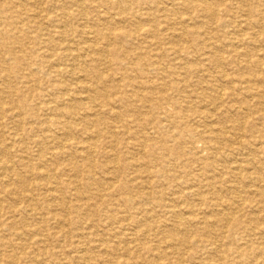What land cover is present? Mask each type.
Listing matches in <instances>:
<instances>
[{
	"label": "bare ground",
	"instance_id": "bare-ground-1",
	"mask_svg": "<svg viewBox=\"0 0 264 264\" xmlns=\"http://www.w3.org/2000/svg\"><path fill=\"white\" fill-rule=\"evenodd\" d=\"M263 53L264 0H0V264H264ZM117 70L131 92L120 90ZM184 104L194 113L178 110ZM115 125L134 134L152 126L162 134L148 138L152 153L174 140L182 152L162 156L164 168L120 142L108 152L101 140L116 138ZM102 150L113 154L112 179L96 173ZM183 152L203 167L186 193L196 204L181 209L161 188ZM140 164L142 178L127 179ZM157 208L169 229L156 224ZM116 224L123 236L113 243ZM232 233L248 238L236 258L219 244L235 245ZM192 234L214 255H192ZM58 237L68 243L51 253L46 244ZM141 239L145 259L128 247Z\"/></svg>",
	"mask_w": 264,
	"mask_h": 264
},
{
	"label": "rangeland",
	"instance_id": "rangeland-1",
	"mask_svg": "<svg viewBox=\"0 0 264 264\" xmlns=\"http://www.w3.org/2000/svg\"><path fill=\"white\" fill-rule=\"evenodd\" d=\"M188 22H187V26H194V23L193 22H189V20H187ZM256 32H257V30H256ZM147 45H144V46H142V51L144 52V51H146L147 49H149V48H147L146 47ZM150 50V49H149ZM154 52H156V51H154ZM162 52V51H161ZM163 53V52H162ZM264 54V53H263ZM262 54V55H263ZM169 57L170 58H168V61H169V63H170V60L172 61V58H175V56L176 55H174V54H172V53H169ZM195 55H197V54H195ZM163 64H162V66L163 67H169L168 66V64L167 63H164V62H162ZM169 70V69H168ZM177 73L174 75V76H171L172 78H173V80H174V78H180V77H182V75H183V71L182 70H177L176 71ZM115 76H114V78H115V81H117V84L119 85V87H120V90H122V92H124V91H132V88H131V86H129L130 84L128 83V81H123V79L125 78V76H126V73H124V71H119V70H117L115 73ZM231 74H234L233 73V71H231ZM127 75L129 76V75H131L133 78H135V77H137V75L138 76H140V74H137L136 72H131V71H128L127 72ZM169 75H170V73H169ZM149 77H151V75L149 76ZM165 77H167L166 75H165ZM164 77V78H165ZM163 78V79H164ZM117 79V80H116ZM171 79V78H170ZM190 79V78H189ZM119 80V81H118ZM164 80H166V81H168L169 80V78H166V79H164ZM144 81V80H143ZM163 82V81H162ZM180 93V92H179ZM108 94L109 95H112V92L111 91H108ZM181 94V93H180ZM175 95L176 96H178V92H175ZM125 104V103H124ZM124 104H122V103H120V104H117V106L119 107V108H121V111H123V106H124ZM183 106V108L181 109V106H180V108L178 109V110H180V111H183V113H185V114H193L194 112H190V111H187V112H184V110H186L187 109V107H185V104L184 105H182ZM178 108V107H177ZM257 117V118H256ZM106 118V117H105ZM148 118H151V119H154V116H152V115H147V117L145 118L144 117V119H145V121H147L148 120ZM191 119L194 121V122H198V116L197 115H195V116H191ZM259 119V117H258V115H255L254 116V120L256 121V122H258L257 120ZM114 120V119H113ZM165 121H163V123H164ZM111 123H113V121L112 120H110V124H108V125H111V126H113V124H111ZM259 123V122H258ZM165 125H167V127H168V130L170 131L169 133H172L173 135H177V136H179L180 134H181V132L183 133V130H180L179 128H177V126H175L173 123H171V124H166L165 123ZM55 130V129H54ZM132 131L134 130L133 128L131 129ZM140 130V131H139ZM113 131L116 133L115 135H116V138H113V137H111L110 135H105L104 134V137L102 138V140H101V143H102V145H103V147L105 148V149H107L106 151H111L110 149H111V146L112 145H116L117 143H119L120 142V146H122V150L124 151H128V152H130V153H133V154H137L138 153V155H140V153H142V154H144V158H145V160L144 161H146V162H149V164H151V165H161L163 168H164V164H163V162H164V160L163 159H161V157L163 156H165L166 158L168 157H171V158H175L176 157V154L178 155L179 153L178 152H182V149H180V148H178V147H176V142H175V140H174V142H168V144H166V145H164V146H162V147H159V148H157L156 150H155V152L154 153H152L151 152V149H150V145L152 144L150 141H149V139L148 138H150V139H154V140H157L156 138H158L159 136L161 137V133H160V131H158L157 129H154L152 126H146L145 127V129H142V128H139V129H137V131H136V133L134 134V133H132V132H130V131H128L127 129H125L124 127H122V126H120V125H115L114 126V128H113ZM121 132V133H120ZM109 133V132H108ZM147 134V135H146ZM150 134V135H149ZM183 134H185V133H183ZM130 135V136H129ZM164 136V135H163ZM162 136V138H165V140H167L168 138L166 137V136H164L163 137ZM84 137V136H83ZM133 137L136 139V141L138 142V140L137 139H139V141L141 140H144V141H148V143H145V146H146V144H148L146 147L144 146V147H141L140 146V144H139V142L137 143V145H131V143L132 142H134L133 141ZM125 138V139H124ZM126 138H128V139H126ZM185 138H187L188 139V136H186ZM84 139H86V140H89L87 137H84ZM124 139V140H123ZM128 140V141H127ZM118 141V142H117ZM140 141V142H141ZM168 141V140H167ZM141 143H143V142H141ZM126 145V146H125ZM124 146H125V148L126 149H124ZM176 147V148H175ZM195 147H196V153H198V156L200 157V158H206L208 155H209V152H207V151H205L204 150V145H203V143H201V142H198V143H196L195 144ZM38 149V148H37ZM37 149L35 148L34 149V151H37ZM186 149V148H185ZM130 150V151H129ZM144 151V152H143ZM151 153H152V155H151ZM99 154H100V157L99 156H97L96 157V163H97V165H98V167L96 168V173L98 174V177H101V176H106L108 179H112V175H109V173H108V168H107V170H106V167H105V165L109 162V160L111 159L110 157H112L113 156V154H110L111 156H109V155H107V154H105L104 152H103V150H102V153H100V151H99ZM98 154V155H99ZM190 155V156H189ZM261 156H262V158L264 157V154H260ZM193 155L192 154H189V153H187V154H184V152H183V154L181 155V157L179 158V161L177 162V169H176V171L174 172V175L173 176H175V178H172V181L170 182V184L171 185H168L169 183H168V181H166L165 182V184L163 185V187L161 188L162 189V192L164 191V193L165 194H168V196H167V198L168 199H175L176 200V206L178 207V208H181V209H184L185 208V206L186 205H188L189 203H191V205H194V204H196V203H194L195 201H196V199L194 198V197H186V193H188V190L190 189V188H192V187H194L195 188V186L199 183V180H201V178L202 177H200L199 176V174H200V169H201V167H203V165H200V164H198V163H195L194 161H192V157ZM196 157V156H195ZM108 158V159H107ZM103 161V162H102ZM191 164V165H190ZM222 165V164H221ZM220 164L217 166L218 167V169H222V166H221ZM198 166V167H197ZM141 167V164L140 165H134V166H132L131 167V169L130 170H127V173H126V178L127 179H132V178H134V177H141L142 178V176L140 175V174H138V172H141V171H147V168H145L144 166L142 167V168H140ZM188 168V169H187ZM104 169V170H103ZM146 169V170H145ZM199 170V171H198ZM19 171V173L21 174V175H27V176H29L28 174H27V172L25 171V170H23V169H19L18 170ZM192 172V173H191ZM196 172V173H195ZM138 175H140V176H138ZM189 175V176H188ZM144 179H145V176L143 177ZM63 179H65L64 177H63ZM197 179V180H196ZM42 180H44V179H42V178H37L36 176H35V178H34V182L37 184V183H39V182H42ZM155 180V179H154ZM192 181V182H191ZM198 181V182H197ZM43 183V182H42ZM168 185V186H167ZM192 185V186H191ZM107 193V192H106ZM105 193V194H106ZM179 193V194H178ZM185 193V194H184ZM37 194V192H34V195H36ZM110 194H108L107 193V198L110 200V198L111 199H114V198H117L116 196L115 197H110L109 196ZM180 195H181V197H180ZM35 198H36V203L37 204H39V205H41L40 207H43L42 206V203H43V201H41V197H39V195H36L35 196ZM106 198V199H107ZM179 198V199H178ZM253 198V200H257L255 197H253V196H251V199ZM105 199V200H106ZM250 199V198H249ZM71 199H68V201H70ZM169 200H167V202H168ZM183 204V205H182ZM121 210H122V208H120ZM164 209V208H163ZM163 209H160V208H157L156 210L158 211V214H157V217H156V219H155V222H156V224L157 225H163V226H165L164 228H166V227H170L171 225H172V223H173V221H172V219L169 217V215H167L164 211H163ZM251 211H246V213H250ZM43 213H45V212H43ZM122 215V214H121ZM122 216H124V215H122ZM198 217H199V215H198ZM70 218H74L75 219V215L73 214ZM140 218H143V215H140ZM199 220V219H198ZM197 220V221H198ZM244 221H246V222H248L249 221V216H247V217H244ZM201 221L199 220L198 222H196V224L197 223H200ZM100 225H99V228L100 229H98V233H99V235L100 236H105V235H107V223H105V222H103V223H100V222H98ZM86 226V225H85ZM119 225L118 224H116L115 225V228H114V230H115V232H116V234H115V236H111V238H109L110 240H111V242H113V243H115L116 241H117V238H120V237H122L123 235H122V230H120L119 228ZM130 229L129 230H126L125 231V233L127 234V236H128V234H130V233H133L134 232V227L133 226H131V224L128 226ZM169 227L168 228H166V229H169ZM102 228V229H101ZM66 229H68V228H66ZM105 229V230H104ZM132 231V232H131ZM167 233V232H166ZM165 233V234H166ZM260 233H261V231H260ZM232 237H233V240H235L236 242H234V244L235 245H233L232 244V238L231 237H229L228 239L226 238L225 240H222L219 244H221V246L223 247V249L224 250H226V248H227V250H232V251H234V255H233V258H236L235 257V255H237L238 254V252L239 253H242L243 251H244V249H246V247L245 246H247V243H248V238H246L245 237V235H243V236H240V235H238V234H233L232 233V235H231ZM131 237V236H130ZM191 237H193L194 239H193V243H195L194 244V246L192 247V249H190V253L193 255L196 251H198V253L200 254L202 251H204V252H206L207 254L209 253V254H211L212 253V255H214L213 254V248L212 247H210V246H207L206 247V244H202V243H205V242H202V241H205L206 239H204L203 238V236L202 235H194V234H192V236ZM208 240V239H207ZM197 241V242H196ZM68 243V241L67 240H62V238H60V237H58L57 238V240L56 241H50L48 244H46V246H47V248H48V250L52 253L53 251H55L58 247H60V246H64L65 244H67ZM141 243H143V245L141 244ZM227 243V244H226ZM147 244H149V245H147V246H149V247H158V245H157V242H156V240L153 242L152 241V239L151 240H149L148 242H147ZM142 245V246H141ZM57 247V248H56ZM128 247L130 248V249H133L134 250V252H138L137 250L139 249L141 252H140V254H141V256L145 259V258H148L149 257V254H148V252L146 251V245H145V243H144V241H142V239L139 241V243L137 244V243H132V242H130L129 243V245H128ZM238 248V247H242L241 249H236V248ZM233 248H235V249H233ZM252 249L254 248V247H251ZM34 251H37V249H35ZM119 253H122L123 254V252H119ZM72 255L73 256H75L76 254L75 253H72ZM201 258H204V257H201ZM194 262H200V258L198 259V260H194ZM204 262V261H203ZM192 263H193V261H192ZM47 264H50V263H47ZM185 264H189L188 262H185Z\"/></svg>",
	"mask_w": 264,
	"mask_h": 264
}]
</instances>
